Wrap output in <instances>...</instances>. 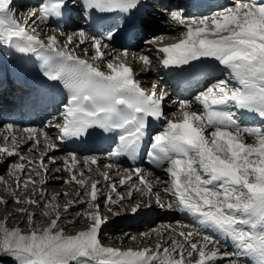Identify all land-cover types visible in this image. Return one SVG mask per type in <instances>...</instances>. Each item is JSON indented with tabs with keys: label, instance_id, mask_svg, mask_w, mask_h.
Wrapping results in <instances>:
<instances>
[{
	"label": "snow or ice",
	"instance_id": "snow-or-ice-1",
	"mask_svg": "<svg viewBox=\"0 0 264 264\" xmlns=\"http://www.w3.org/2000/svg\"><path fill=\"white\" fill-rule=\"evenodd\" d=\"M140 6L141 0L72 2L92 19L122 14L126 23ZM68 9L69 0H42L18 16L14 0H0V44L36 54L44 76L67 90L59 120L46 126L57 130L55 138L45 128H0V163L12 160L8 179L0 175L6 194L0 205H15L0 219V258L13 264H264V0H231L200 15L177 6L166 15L170 28L183 29L179 35L171 42L154 35L145 41L147 52L131 53L141 72L152 70L153 56L160 67L189 76L215 62L211 71L223 78L214 77L192 100L173 101L178 108L171 117L165 115L167 91L157 82L143 87L128 49L111 48L119 31L91 34L76 25L71 33L57 28L42 38L36 18L66 17ZM150 119L164 125L151 136L147 162L166 179L119 163L121 157L137 161ZM104 133L116 137L103 168L97 155L52 154L58 141L83 144ZM60 172L66 176L55 175ZM57 178L72 192L49 194L46 185ZM153 203L178 210L188 222L140 233L141 241L155 238L146 246L103 242L111 217ZM14 215L20 220L10 227ZM80 222L82 228L67 231Z\"/></svg>",
	"mask_w": 264,
	"mask_h": 264
},
{
	"label": "bare ground",
	"instance_id": "bare-ground-1",
	"mask_svg": "<svg viewBox=\"0 0 264 264\" xmlns=\"http://www.w3.org/2000/svg\"><path fill=\"white\" fill-rule=\"evenodd\" d=\"M42 2V0H14V6L17 9V13L27 15L29 10L32 8H38L39 4ZM73 0H69V8L71 10V18L74 20L73 22L66 25L65 31L66 33H71L75 30H77L76 25H79V27L83 28L85 31H88V28L86 26L85 22V12H81L79 8L72 7ZM231 0H224L221 5H225L227 3H230ZM147 16L143 20V24L141 25V29L136 33V37H140V39H137L136 41H131L128 43H121L116 45H111L112 49L116 50H123L124 48H127L130 55H129V63L134 64V70L139 73L137 78L142 82V86L145 88L150 89L151 84L153 82L158 83V87L160 90L167 91L168 97L164 101V107H165V115L171 117V114L175 112L178 108L177 104H173V101H178L181 99H187L192 100L194 96L201 90H203V87L206 85V83L212 82L214 77L223 78L219 75V72L217 71L212 77H206L205 83L202 85H198L194 87L192 90H188L186 92H179L177 89L172 86L169 81L166 79L164 74V68L160 67L156 61L155 57L153 56V68L150 71L147 72H141L140 65L135 64L132 61L131 53H139L141 51L147 52L149 45L145 43V41L151 39L154 35H160L165 34L168 39H166V42H171V37H176L179 35V32L183 29H175L173 30L170 28L168 22H167V15L166 13L170 10L175 9L177 6L182 8L186 13L190 15H200V14H208L212 11H216L217 7L210 9L208 12H202L200 9H196L191 3H189L187 0H157L155 2L153 1H147ZM220 5V4H218ZM217 5V6H218ZM76 11V12H75ZM18 15V16H19ZM70 18V19H71ZM31 23V21H30ZM35 27H37L38 31L41 33L42 38L46 37L48 34H51L56 29H53L48 24L45 23L44 20H41L39 17L36 18L35 21ZM143 36L146 37L143 39ZM63 37H61V41L63 42ZM142 43V44H139ZM88 47V44L81 45L80 49H78V54H82V49ZM14 57L17 58H34L37 55L36 54H22L17 52L14 49ZM91 55V52L89 53ZM13 54L6 49L5 45L0 44V128L3 127L4 124L7 123H14L17 125L18 128H25V127H37V128H45L46 131L49 132V134L55 138L57 136V130L52 128H47L49 121H52L53 117H56L57 120H59V112L62 111V105L63 103L59 104L57 109L51 112L43 111L41 113H38L36 117L31 118H25L23 115H17L16 111L19 110L22 104L19 103V93L20 90H18L15 94L16 88H13L15 86V79L13 77V71H12V59ZM202 86V87H201ZM33 88L24 89L26 93H28L29 90H32ZM23 90V91H24ZM10 94L13 99L16 101L13 102L14 107L9 106L10 103H12L11 100H8V104H4L1 97L4 95ZM11 98V99H12ZM193 110L199 111V106L194 105ZM15 112V113H14ZM164 125V122L162 123L160 128H157L155 130L156 132L162 130ZM60 144L59 149L54 150L52 153L55 156H63L66 154L67 151L76 150L77 154L81 157L85 155H97L101 158V168H103V165L106 163H109L110 161L107 159V152L110 150L102 149V150H90L87 152H82L74 148V144H68L67 141H58ZM10 159V158H9ZM9 159L4 160L3 163H1V166H6L9 163H6ZM57 167V166H56ZM123 168H133V167H124ZM148 171H151L154 173L155 176H159L161 179H166L165 173L162 169L153 167L149 168L143 163L141 166ZM57 177H65L66 174L63 172L56 173ZM117 177L113 174V179H116ZM102 179V178H101ZM62 179H50L48 184L46 185L47 189H51V191H62V187L58 185ZM1 185V184H0ZM66 185V184H65ZM67 187H70L66 185ZM67 190V188H66ZM123 190V189H121ZM69 191V190H68ZM0 196L6 195L3 190L0 191ZM71 192V190L69 191ZM140 199V196L137 194L134 196L133 202L135 200ZM78 206V205H77ZM76 208V207H75ZM73 208L72 210H75ZM184 220V222H188L185 219L184 214L180 213L178 210H167V209H161L155 203L152 204V207L149 208H142L138 213H131L127 212L122 214L118 217H111L107 226L104 228L102 233V240L105 238L114 239L120 242L123 240V246H146L148 244H154L155 238L153 237L152 240H143L141 241L139 239V234L149 231L151 228H155L161 224H174L176 221ZM124 233H129L131 235H136L138 239L133 242L131 239L125 238ZM104 242V241H103ZM107 244V243H106ZM117 244V243H113ZM231 250V248H229ZM6 261L5 258H0V264L4 263Z\"/></svg>",
	"mask_w": 264,
	"mask_h": 264
},
{
	"label": "rangeland",
	"instance_id": "rangeland-1",
	"mask_svg": "<svg viewBox=\"0 0 264 264\" xmlns=\"http://www.w3.org/2000/svg\"><path fill=\"white\" fill-rule=\"evenodd\" d=\"M221 3H222V2H221ZM221 3H219V4L221 5ZM215 7H217V5H216V6H213V7H210L209 9H212V8H215ZM207 11H209V10H207ZM17 15H19V14L17 13ZM144 38H146V37L143 36V39H144ZM137 39H140V37H136L135 41H136ZM139 44H142V43H139ZM201 87H202V86H201ZM9 162H10V163L12 162L11 158H10L6 163H9ZM1 165H2V164L0 163V175H4V176H5V179H8V177H7V175H6V171H7V168H8V165H9V164H7L6 166H1ZM56 166L59 167L60 165L57 164ZM58 185H60V187L63 188L62 191L66 190V188H67V191H68V190H69V191L71 190V192H72V188H71V187H67V186L64 184L63 181H61ZM1 190H3V185H2V184L0 185V191H1ZM47 191H48L49 194H51V193L53 192V191H51V189H47ZM0 193H1V192H0ZM61 202H63V198H61ZM14 207H15V205H13V204H9L8 208L5 209V207H4L3 205H0V219H2V218L5 216L6 212H10V211H12V209H13ZM79 207H80L79 205L76 206L75 210H72V212L74 213L75 211H78V210H79ZM104 211H106V210H104ZM19 220H20V217L14 215V216L11 218V220H10L9 226L11 227L12 225H15ZM83 226H84L83 222H80V223H78L75 227H69V228L67 229V231H69V232H74V231H76V230L82 228ZM103 241H104L105 244H106V243H107V244L117 243V245L119 244V242H118L117 240H115V239H114V241H113V239L105 238V239H103ZM2 264H13V261L10 260L9 258H6V261H5L4 263H2Z\"/></svg>",
	"mask_w": 264,
	"mask_h": 264
}]
</instances>
